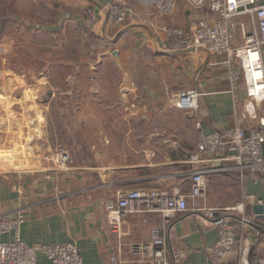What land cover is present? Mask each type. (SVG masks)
<instances>
[{"label":"crops","instance_id":"0c3cea01","mask_svg":"<svg viewBox=\"0 0 264 264\" xmlns=\"http://www.w3.org/2000/svg\"><path fill=\"white\" fill-rule=\"evenodd\" d=\"M18 2L22 7L12 16L4 12L0 18L6 53H29L36 59L70 53L74 42L71 53L78 54L76 59L63 54L57 64L50 60L43 68L11 67L2 60L0 105L5 112L0 131L13 126L18 134L33 135L37 156H19L18 149L14 158L0 155V215L22 213L20 234L29 244L75 240L84 264H151L152 229L164 224L170 251L186 253L179 264H214L208 247L217 239V228L203 211L127 212L118 233L110 226L107 208L124 189L189 191L186 159L200 134L235 123L227 55L165 47L163 26L186 27L201 13L212 18V11L207 6L198 10L187 0ZM113 2L134 10L122 23L110 22L105 13L95 24L87 23V5L99 10ZM200 53L203 58L197 62ZM192 88L201 92L198 109L173 105L178 92ZM239 95L244 98L245 91ZM15 104L21 107L18 112L11 108ZM259 110L264 113V100ZM39 138L49 149L50 139L56 140L51 158L42 155L48 152ZM61 148L71 154L66 169H57L54 162ZM210 178L209 205L243 203L245 219L238 224L252 241L253 263L261 264L264 215L255 213L253 205L264 201V174L249 173L241 182L235 170H226ZM238 185L239 197L234 191ZM189 203L193 205L191 198ZM258 228L263 235L256 234ZM0 238L11 240L14 232ZM137 244L144 249L134 251ZM237 254L233 251L223 264L232 263ZM36 264L55 263L38 252Z\"/></svg>","mask_w":264,"mask_h":264},{"label":"built area","instance_id":"2783aa9c","mask_svg":"<svg viewBox=\"0 0 264 264\" xmlns=\"http://www.w3.org/2000/svg\"><path fill=\"white\" fill-rule=\"evenodd\" d=\"M187 1L198 10L207 6L214 16L207 18L201 13L189 26H163L165 47L184 50L201 46L210 55H227L236 121L228 128L200 134L196 148L186 159L191 180L189 191L180 187H174L172 191L121 190L115 200L107 202L110 226L119 233L123 216L143 209H161L167 214L203 211L218 233L217 239L208 247L212 263L223 264L237 250V257L230 264H254L252 241L238 224V219H245L243 203L212 206L197 201L206 196L214 173L235 170L241 182L249 173L264 174V113L259 110V104L264 100V0ZM133 10L132 5L113 2L99 10L92 4L87 5L84 14L89 25L95 24L101 13H105L112 23H122ZM245 16L251 18L253 31ZM5 51L4 43L0 42V54ZM241 90L245 91L244 98L239 95ZM200 94L195 88L180 91L174 97L173 105L196 110ZM70 159V152L64 148L54 154L57 169L68 168ZM228 161L232 164L227 165ZM190 198L193 205L189 203ZM259 202L264 205L262 199ZM24 220L22 213L0 215V235L14 232L11 240L0 238V264H36L38 252L44 253L55 264H84L75 240L40 245L23 240L20 228ZM167 226L156 225L152 229L148 244L152 250L151 264H179L186 257L182 249L170 251ZM255 232L263 235L262 228ZM141 244L135 245L134 251L144 249ZM112 258L117 259L116 256ZM260 263L264 264V259Z\"/></svg>","mask_w":264,"mask_h":264},{"label":"rangeland","instance_id":"374dc122","mask_svg":"<svg viewBox=\"0 0 264 264\" xmlns=\"http://www.w3.org/2000/svg\"><path fill=\"white\" fill-rule=\"evenodd\" d=\"M19 7H22V6L19 4L18 0H0V18L2 17V15H3L2 13H4V12H6V15L9 14L10 16H12L13 15L12 12L15 10H18ZM1 22L2 21L0 19V24H1ZM247 22L250 26V29H252L251 31H253L255 28H254V25L252 24L251 18H248ZM0 42L4 43L1 29H0ZM4 46L6 48L5 43H4ZM74 46H75L74 42L70 43V48H69L70 53H66V54L63 53L65 57L70 58V59L71 58L76 59V54H78V53H71V52H73ZM6 51H7V49H6ZM6 51H5V53L0 54V66L2 65V60L7 59L9 61L11 67H15V65H17V66L27 65V66H36L38 68H43V64L45 62H50V60H52L53 63L57 64L59 61H61L59 59V57L63 55L60 53H53V54L47 53L49 55L45 56V53H39V54L44 55L45 57L37 56V58L35 59L34 56L32 54L30 55L29 53H24V54L18 53L17 54V53H6ZM37 54L38 53H36V55ZM90 55H92V54H90ZM65 76H66L65 73H63L64 78H65ZM58 78H60V75L58 76ZM58 81H60V80L57 79V82ZM11 108H14L17 112H18V110L21 109V107L18 106V104L12 105ZM3 112H5V110L3 109L2 105H0V115H2ZM11 127H12L11 131H9V130H1L0 131V155L2 154V155H4V157L9 156L11 158H14L16 156L14 153H18V151H16L18 149L20 152H22L21 155H19V156H23V153H25V154L31 153V156H37L35 154V152L33 151V148H34L33 146L36 143V139L34 138V136L30 135V133H28L26 135L24 133L18 134V129L16 127H13V126H11ZM12 134H17L16 137H18L20 139H18V138H14V139L12 138L11 139ZM38 140H39V145L41 146V149L42 150L45 149L46 152H48V153L42 154V155H45V156L51 158L53 156V154H51L52 153L51 150L56 146V145H54V143H56V140L53 141L52 139H50V142L53 145L52 149L47 148V145L45 144V140L43 138H39ZM38 156H40V155H38ZM218 177L214 176L213 180H217ZM234 191H235V195L237 194V197H239V195L241 194L240 193V186L238 185V186L234 187ZM197 203L198 204H201V203L202 204H204V203L210 204V201L208 199V194L205 197L199 199V201H197ZM218 206H223V205H218Z\"/></svg>","mask_w":264,"mask_h":264},{"label":"water","instance_id":"95a60500","mask_svg":"<svg viewBox=\"0 0 264 264\" xmlns=\"http://www.w3.org/2000/svg\"><path fill=\"white\" fill-rule=\"evenodd\" d=\"M203 48L201 46H192V47H189L187 48L186 50H189V51H201ZM176 51H179V50H176ZM203 58L202 54L200 53L199 54V57L197 58V62H200L201 59ZM253 210L255 213L257 214H262L264 215V205L262 203H256L253 205Z\"/></svg>","mask_w":264,"mask_h":264}]
</instances>
